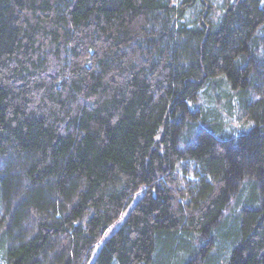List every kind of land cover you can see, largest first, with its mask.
<instances>
[{
	"label": "trees",
	"instance_id": "obj_1",
	"mask_svg": "<svg viewBox=\"0 0 264 264\" xmlns=\"http://www.w3.org/2000/svg\"><path fill=\"white\" fill-rule=\"evenodd\" d=\"M0 264H264V0H0Z\"/></svg>",
	"mask_w": 264,
	"mask_h": 264
},
{
	"label": "rangeland",
	"instance_id": "obj_2",
	"mask_svg": "<svg viewBox=\"0 0 264 264\" xmlns=\"http://www.w3.org/2000/svg\"><path fill=\"white\" fill-rule=\"evenodd\" d=\"M177 1H181V0H177ZM210 1L211 4L214 6V8L216 9H220V7L223 6L224 4V0H207ZM194 11L192 13H189L190 16L193 17V14L199 10H201L198 6L193 9ZM219 12V11H218ZM220 13V12H219ZM209 88V89H208ZM206 88L201 95V104L205 107H210L209 111H213L216 110L218 111V114L220 115V119L222 121V125H224L223 127V132L224 133H232L235 136H237L239 134V131H243V125H245V118L241 117V114L237 113L236 109L235 110H229L228 105L226 104L227 102V91H228V87L227 89L224 88V86L222 85L221 88L219 89V91H216V98H218L217 103L214 102L213 106H207L204 105V101L208 98H210V86ZM227 90V91H226ZM249 126H251V124L248 123V125H246V129L249 128ZM139 198H137L134 201V204L137 202ZM124 217V215L122 216V218ZM119 226L115 225L109 232V234H106V237L109 238V236L111 235V233L113 231H115L116 229H118ZM221 240L218 242L217 246H218V250L221 248ZM213 255L216 256H220L219 254H217L216 250L212 253Z\"/></svg>",
	"mask_w": 264,
	"mask_h": 264
}]
</instances>
